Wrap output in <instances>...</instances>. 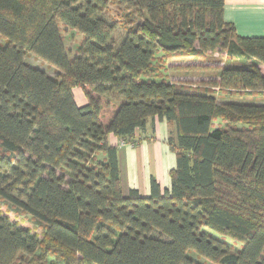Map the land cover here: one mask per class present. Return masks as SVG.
Wrapping results in <instances>:
<instances>
[{"label":"trees","instance_id":"obj_1","mask_svg":"<svg viewBox=\"0 0 264 264\" xmlns=\"http://www.w3.org/2000/svg\"><path fill=\"white\" fill-rule=\"evenodd\" d=\"M223 6L0 0V264H264V38L238 36ZM60 24L81 37L72 55ZM189 70L194 88L171 81ZM214 88L258 101L218 105ZM154 119L175 130L170 187L124 193L108 136L133 143Z\"/></svg>","mask_w":264,"mask_h":264},{"label":"crops","instance_id":"obj_2","mask_svg":"<svg viewBox=\"0 0 264 264\" xmlns=\"http://www.w3.org/2000/svg\"><path fill=\"white\" fill-rule=\"evenodd\" d=\"M222 17L234 25L238 36L264 38V0H224ZM258 69L264 75V66L258 65ZM72 94L78 107L86 105L81 89H73ZM169 137L175 138L173 126L157 119L136 130L133 143L124 144L113 135L108 136V144L117 148L120 186L124 193L136 190L141 197H148L151 177L161 190L169 189V172L175 167V155L167 143Z\"/></svg>","mask_w":264,"mask_h":264},{"label":"rangeland","instance_id":"obj_3","mask_svg":"<svg viewBox=\"0 0 264 264\" xmlns=\"http://www.w3.org/2000/svg\"><path fill=\"white\" fill-rule=\"evenodd\" d=\"M115 14L116 13H115L114 7H110L107 12L102 14V18H104L107 21L114 20V19H112V17L116 18V16H114ZM119 17L116 18L117 21H120ZM59 27H60L61 34L63 37L64 46L72 55L74 53L75 49L78 48L81 37L79 35H77L74 31L63 28L62 24H60ZM116 31H117V33L114 37H117V40H118L120 38V35H122V31L118 27H117ZM0 46L1 47L5 46V42L2 39H0ZM212 59H214L215 61L217 60V62L219 60V58L216 55ZM24 62L27 65H29L30 67L36 68L40 71H43L50 78H54L55 75L57 74V72L55 71V69L52 66H50L47 63L39 60L38 58H36L32 54H26V56L24 58ZM207 63H209V62H207ZM184 64L179 65V66H184ZM219 66L223 67L224 65L222 63V64H219ZM183 72H185V71L176 72V74L178 73L180 75L178 77H176V76L172 77L171 81L175 82V83L181 82V81L182 82H192L195 85L196 81H198V79L196 78L197 77L196 74L197 75H200V74L203 75V72H197V71H192V70H189L187 73L185 72L184 74H183ZM191 73L194 74L195 77L194 76L192 77ZM202 80H205V77H203ZM187 87H189V86H185L184 88L187 89ZM214 89L216 90V91L214 90L215 93L220 92L217 96V99H216V103L218 105L223 104V102H235V101H237V102H250L253 99L252 97H249L246 95H241L242 93L235 94L233 92H229V94H231V95L227 96L228 97L227 99H223L224 98L223 96L226 94L227 91H225V90L224 91H218L217 88H214ZM253 95H255V94H253ZM253 101H258V100L253 99ZM218 125L223 126L221 124L220 120H215L213 122V126H214L213 129H215L216 126H218ZM0 206H2V205L0 204ZM3 206L2 207L5 210V206H8V205L3 204ZM6 208L8 209V207H6ZM9 216L13 218L14 214L9 213ZM16 221L21 222L23 224V226H25V227L27 226L28 228H31L32 225L34 227V224L32 223V221L30 220V218L28 216L21 215L19 217H16ZM229 244H232L231 241H229ZM234 247L236 249H238V245H234ZM198 261L203 263V264H207V263H204L202 260H198Z\"/></svg>","mask_w":264,"mask_h":264}]
</instances>
